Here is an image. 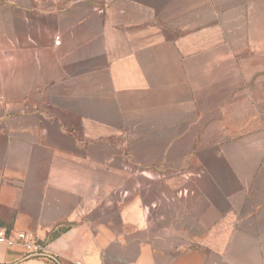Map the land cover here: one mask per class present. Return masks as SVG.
<instances>
[{
	"label": "crops",
	"instance_id": "obj_1",
	"mask_svg": "<svg viewBox=\"0 0 264 264\" xmlns=\"http://www.w3.org/2000/svg\"><path fill=\"white\" fill-rule=\"evenodd\" d=\"M263 63L264 0H0V224L61 264H264Z\"/></svg>",
	"mask_w": 264,
	"mask_h": 264
},
{
	"label": "built area",
	"instance_id": "obj_2",
	"mask_svg": "<svg viewBox=\"0 0 264 264\" xmlns=\"http://www.w3.org/2000/svg\"><path fill=\"white\" fill-rule=\"evenodd\" d=\"M61 44V36H56L55 45ZM0 243L7 246L21 245L27 250L28 257L45 258L52 263L61 264L60 257L48 249L35 234L26 231H11L0 224Z\"/></svg>",
	"mask_w": 264,
	"mask_h": 264
},
{
	"label": "rangeland",
	"instance_id": "obj_3",
	"mask_svg": "<svg viewBox=\"0 0 264 264\" xmlns=\"http://www.w3.org/2000/svg\"><path fill=\"white\" fill-rule=\"evenodd\" d=\"M264 64V63H263Z\"/></svg>",
	"mask_w": 264,
	"mask_h": 264
}]
</instances>
